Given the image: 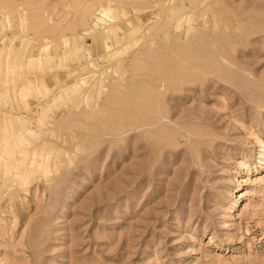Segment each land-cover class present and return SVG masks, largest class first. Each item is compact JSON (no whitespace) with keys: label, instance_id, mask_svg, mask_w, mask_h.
Returning a JSON list of instances; mask_svg holds the SVG:
<instances>
[{"label":"rangeland","instance_id":"obj_1","mask_svg":"<svg viewBox=\"0 0 264 264\" xmlns=\"http://www.w3.org/2000/svg\"><path fill=\"white\" fill-rule=\"evenodd\" d=\"M0 264H264V0H0Z\"/></svg>","mask_w":264,"mask_h":264},{"label":"bare ground","instance_id":"obj_2","mask_svg":"<svg viewBox=\"0 0 264 264\" xmlns=\"http://www.w3.org/2000/svg\"><path fill=\"white\" fill-rule=\"evenodd\" d=\"M219 53H223V51H219ZM220 63H222L221 61H220ZM223 65H221V64H219V65H221V66H224V67H226V64H224V63H222ZM228 67V66H227ZM220 76H222V75H220ZM252 80V79H251ZM213 82H215V81H213ZM203 118V117H202ZM153 120V119H152ZM146 124V123H145ZM144 124V125H145ZM149 125V124H148ZM166 125V124H165ZM146 132V131H145ZM149 133V132H148ZM180 135H182V134H180ZM149 142V141H148ZM156 145V144H155ZM158 145V144H157Z\"/></svg>","mask_w":264,"mask_h":264}]
</instances>
